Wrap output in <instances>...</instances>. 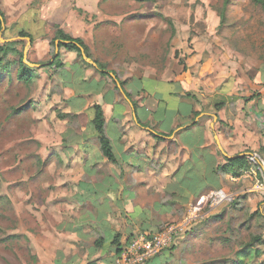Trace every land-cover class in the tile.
<instances>
[{
    "label": "rangeland",
    "instance_id": "rangeland-1",
    "mask_svg": "<svg viewBox=\"0 0 264 264\" xmlns=\"http://www.w3.org/2000/svg\"><path fill=\"white\" fill-rule=\"evenodd\" d=\"M0 9L4 14L0 43L18 42L21 53L9 55L0 69V264H61L73 255L84 260L89 247L99 249L98 238H113L117 231L135 233L133 225L140 229L148 224L152 230L154 224L166 229L183 222L191 204L186 207L173 192L177 196L193 192L199 176L205 180L211 169L209 160L200 158L198 146L200 138L207 142L204 135L215 146L211 130L219 98H211L215 80L237 83L234 87L240 92L253 91L257 84L264 87V80L259 81L264 77V0H0ZM57 28L89 48V55L83 50L81 59L59 50L56 41L55 54L67 64V74L62 75L66 80L60 79L61 72L48 69ZM21 31L32 38L21 37ZM21 59L34 70L30 83L19 80ZM73 64L84 69L88 82L103 80L101 64L121 88L106 100L99 97L111 123L107 133L114 150L118 156L129 150L115 166L103 157L90 125L95 94L85 99L79 117H60L72 112L68 100L83 83L74 81L75 71L69 70ZM106 82L113 90V81ZM174 90L189 98H169ZM126 91L139 93L131 94L135 104L147 99L146 108L155 111L150 124L155 131L161 121L167 127L175 116L179 120L192 105L205 114L198 118L201 137L195 129L180 134L194 143L191 161L186 150L179 154L180 143L149 140L136 132ZM111 99L120 102L113 106L116 111L105 104ZM124 106L130 134L125 133L123 120L115 121ZM136 113L149 125L143 110L136 108ZM123 137L127 138L122 144ZM200 161L207 170L199 175ZM223 162L220 157L213 161L215 167ZM178 166L182 168L175 171ZM151 169L157 182L147 189L142 182L150 179ZM134 180L141 185L135 187ZM248 180V192L245 178L226 187L238 196L248 195L239 212L230 204L222 207L221 218L195 224L174 249L146 264H264V193L254 191L257 174ZM170 181L172 188L163 190ZM124 183L127 188L121 191ZM120 195L125 199L115 201ZM155 202L166 205L165 213L160 207L153 210ZM140 210L150 215L133 221L129 215ZM93 219L99 222L92 224ZM108 246L101 247L105 254Z\"/></svg>",
    "mask_w": 264,
    "mask_h": 264
},
{
    "label": "crops",
    "instance_id": "crops-1",
    "mask_svg": "<svg viewBox=\"0 0 264 264\" xmlns=\"http://www.w3.org/2000/svg\"><path fill=\"white\" fill-rule=\"evenodd\" d=\"M217 80L219 82H217L215 80L214 90H212V91L210 90L213 93L211 95V98H214L217 96L219 97V98L217 97L218 102H216L215 107H213L215 110L214 115H216L215 124H214V122L211 124V130H213L216 134L214 136V145L215 146L213 147V144L212 145L208 144V143H210V138L207 135H204L206 140H207L206 143L203 142L202 138H200L201 142L198 141L195 143V146H196L197 143L200 142V145L198 146L199 147L198 149L200 150V152H202L200 158L205 157L207 160H209L207 163V166L209 165V166H211V168L212 167L215 168V164L213 163V161L215 160V162H216L219 157L224 160L223 164H220V165H225L226 164L225 159H230V160L238 159L239 157H244L247 154L252 153V152L264 153V87H261L262 85L257 84V86L253 87L254 88L253 91H251V89H248V90L246 89V91L240 92L238 89H236V87H234V85H236L237 83L236 84L234 83L233 86L230 85V83H227V84L224 83L225 84L224 85L223 83L220 84L221 80L219 78H217ZM261 80H264L263 76L260 77L259 81H261ZM96 81H100V80H96ZM262 83L260 82V84H262ZM263 85H264V83H263ZM119 88H120V86H119ZM216 88H217V90H216ZM109 90H112V89H107L104 93L96 94V96L98 98L96 99V102L94 103V105L95 104H101L99 97H102V98H104V96L107 97L108 96L107 92ZM120 92H121V88H120ZM255 92H256V95H255ZM74 94L75 93L73 92V94L70 98L75 97ZM129 94L137 95L139 93H136V92L131 93L130 92ZM219 95H221V96H219ZM89 96H92V94L86 95V96H84V98L85 99L89 98ZM186 96L181 95L179 91H175V90L172 91L171 93H169V98H174V99H177V97H186ZM125 98H126V101L130 102L129 106L131 107V110L133 111V115H134V121H133L134 124L133 125L135 127L134 129L136 130V132H141L143 135H145L147 137L146 139H149V140H151V139L153 140L154 137L157 138V136H160L159 134H161V133L162 134H171L170 137H165V139L162 142H165V141L171 142L172 141V142L180 143L181 147H180L179 154H181L184 150H186L187 153L190 155L189 161L192 160L190 158L192 157L193 149L195 147L194 146L190 147V145H189L190 142L185 140V138L184 139L181 138L180 134L182 132H187V131L191 132V131H193V129L198 131V133L200 134L199 131H200L201 125H200V121L198 118L203 117L205 115L204 113H201L202 111L198 110V108H196L194 105H192V106H190V109H188L187 112H185L183 115H180L179 120H178L179 115L175 116L174 119L171 121L173 123L170 126L168 125L167 127L164 124V122L161 121L159 123V125H157V127H156L158 129L155 131L154 127L150 128V126H152V125H150L151 122H154L153 121L154 116L151 115V113H155V111H151L148 108H146L145 100H147V99L141 98L140 99L141 104L138 105L137 103L136 104L134 103V99H132L133 101H131L129 99L130 100L129 101L127 97H125ZM217 98H214V99H217ZM105 100H106V98H105ZM117 103H120V102L119 101L115 102L113 99H111V101L108 104L105 101L106 105L111 106L112 111H114V110L116 111V109L113 106H114V104H117ZM102 108L104 110L105 119L107 122V127L108 126L111 127V123L106 117L105 108L103 106H102ZM125 108H126V106H124V111L121 114H118L116 112L117 117H115V120H117V119H118L117 121L123 120L124 123L122 121V127L125 129V133L130 134L131 133L130 128H129L130 124L128 125L127 128H125V123L128 122V120H124ZM136 108L139 110H143L145 112V114H146L145 119H147V121L150 122V123H148L149 125H146V123H143V122H141L144 124L143 126L139 124V118H138V115L136 113ZM89 111L93 112L91 109H89ZM194 112H197L199 114L195 119L193 118ZM81 113H83V111ZM87 115H89V114H87ZM192 119H194V120H192ZM111 122H112V119H111ZM169 123L170 122H168V124ZM90 125H91V123H90ZM190 132H187V133H190ZM201 135L202 134H200L199 136L201 137ZM176 136H178V137H176ZM126 138L127 137L121 138L120 143L123 144L124 140ZM80 143H82V142H80ZM203 143L207 144V145L202 146ZM191 144L194 145V143H191ZM132 149H133V147L130 150H132ZM128 151L129 150L127 148L124 149L123 152H126V153L120 154L119 156L120 157H122L124 155L127 156ZM115 154H116L118 162H119V156L117 155L116 151H115ZM203 154H205L206 156H203ZM145 155L147 157H150L149 155H152V154L146 153ZM263 156H264V154H263ZM183 162L184 161H181V163H180L181 166H182ZM128 164L130 165V163H128ZM110 165L115 166V165H112L111 163H110ZM130 166H132V165H130ZM181 166L180 167L178 166V168L175 171H178L179 169H181L182 168ZM133 167L135 168V165H133ZM199 167H200L199 175H200V170H201V172H206L207 169H206L205 163H202V161H200ZM150 171H152V169ZM150 174H151V177H150V179H148V181L145 180V182H142V181L138 180V183H137V181L134 180L135 187L138 184H140L139 182H142V184H145L144 186H146L147 189H149L152 185H154V183L157 181L153 180L152 175H155L157 173L152 171ZM230 175H233V174H230V173L225 174L224 175L225 179H223L222 174H214V173L207 172L206 173L207 178L205 180L201 179V175L199 176L200 182H199L198 188L194 189L193 192L186 190L184 195H178V196H177L176 192H173V193L176 194L175 198L178 201L181 199L184 200V198H188L189 200L186 203L185 202L183 203L187 207L196 198L200 197L201 194L206 190H211V191H213V190H229V188H226V187L229 185L233 186V184H231L228 180V177ZM158 176L161 177L160 179H162V174L158 175ZM248 182H250V181L248 179H246V181H245L246 186H244V187H245V190H247V192L250 189L248 187L251 186L248 184ZM94 184L97 185L96 183H94ZM172 184H173V182L170 181V184H169L170 186L166 184L167 186H165L166 188L163 190H165V191L170 190V188H172ZM79 185L80 184H78V186ZM126 185L127 184L124 183V185L121 186L122 187L121 191L126 190V188H127ZM187 191H189V192H187ZM135 195H136V193L133 196V200H134ZM197 195H199V196L197 197ZM122 199H125V197L123 195H120L119 198H117L115 201L118 200V202H121ZM258 201H260V200H258ZM152 207L154 208L153 210L160 207L159 210H161L162 212L164 210H167L166 205L156 203V202L152 205ZM169 209H172V208L169 207ZM140 211H141V213L138 212L137 215H136V211H133L131 216L129 215V217L134 221V219L137 217L142 219L141 217H143L144 215L147 217L150 215L148 210H140ZM163 213H165V212H163ZM218 213H220V211H216L213 214H211L210 217H208L207 222H211V219H218V218H214L216 216L222 215L221 213L220 214H218ZM96 219H93V221H90V222L92 224H96L99 222V220H96ZM134 223H136V222H134ZM133 228H135V231H136L135 233H138L140 231V229H145L147 231H148V229H150L148 224H145V227L143 225V227L140 229H136V226L133 225ZM110 232H116V231H115V229L111 228ZM117 232H121V231H117ZM135 233H131V234H135ZM131 234L126 235L125 233H123V238L125 237V240H126L127 237ZM106 239L109 240L106 242L107 244H109L111 237H109V238L106 237ZM106 246H108V245H104V248ZM103 249L101 248L100 250L99 249L96 250L93 248L91 250V247H89L87 249V252H84V255H83L84 260H83V258H78L77 255L67 256L61 264H87L89 261H93V260H98L99 264H119L118 257L116 255L115 247H112L111 244H109L108 253H106V254L103 251ZM66 255H68V254H66Z\"/></svg>",
    "mask_w": 264,
    "mask_h": 264
},
{
    "label": "trees",
    "instance_id": "trees-1",
    "mask_svg": "<svg viewBox=\"0 0 264 264\" xmlns=\"http://www.w3.org/2000/svg\"><path fill=\"white\" fill-rule=\"evenodd\" d=\"M224 17L222 16V19ZM3 25H4V14L2 12V10L0 9V34L3 32ZM23 31H21L20 35L21 37H26L29 36L30 38H32V36L27 35L25 33H22ZM56 41H60L58 45L59 50H66L69 52H74L77 54V56L79 58L82 59L83 55H82V51L84 50V52L87 54V56L89 55V48L87 47V45L85 44V42L80 39V38H74L71 34L66 33L65 31H63L60 28L56 29L55 32V36L53 38V40H51V46H52V53L53 54V62H51V64H48L49 66V70L52 69L55 71L56 73H60L61 77L58 75L57 77H60V79L62 80H66V78L64 76H62L63 74L66 73L67 70V64H65L62 60H61V55L60 54H55V46H56ZM17 45H19L18 42H13L7 45H3L0 43V69L3 67V62L7 59V57L9 55H20L21 53L18 51ZM22 58V57H21ZM88 65V64H87ZM99 68L98 71L100 73V76L102 77L103 80L100 81H96L93 80L91 82H88L86 80H84V69H82L80 66H78L77 64H73L69 66V70L75 73L72 75V77H74V81L77 83H81L80 81H82V84H79L77 87L76 92H74L75 97L70 98L68 100L69 103H71V107H73V110H71L72 112H69L67 114L64 115H60L61 118H69L71 116H75V117H79V115L81 114V112L84 110L85 107V98L84 96L86 95H93V94H100V93H104L107 90V82L106 79H110L113 81L114 83V88L113 91H120L119 86L116 85L115 81L112 79V77H110V75L106 72V68L101 65L98 64ZM89 66V65H88ZM77 71V72H76ZM69 73V72H68ZM67 74V73H66ZM35 77L34 74V70L31 69L30 67H28L27 65L24 64L23 60H20V68H19V80L22 82H26V83H30L31 81H33ZM68 82H70L71 84V80H69ZM69 84V85H70ZM124 85V84H122ZM84 89H83V88ZM112 90H109L107 92V95L109 94H113ZM126 96L131 100V94L126 92ZM106 98V96H104V99ZM93 113H94V118L91 120V126L94 128V131L97 135L98 138V143L100 146V150L103 154V156L107 159V161L113 165H117L118 163V159L117 156L115 154L113 145H112V141L110 139V137L108 136L107 133V122L105 119V114H104V110L101 106V104H95L92 108ZM199 114L197 112L193 113V118L195 119ZM192 119V120H194ZM118 120V119H117ZM115 120V121H117ZM140 125H144L143 123H141L139 121ZM160 136H157L156 140L158 141H163L165 139V137H170L171 134H159ZM163 138H162V137ZM190 147L193 146L191 143H189ZM264 153H262L263 155ZM226 160V164L225 165H218L217 167H212L210 171H208L209 173H214V174H234V175H239L243 170H247L250 168V165L248 164L247 158L246 156L244 157H239L238 159H225ZM213 169V170H212ZM110 182L113 183V180L110 179ZM238 186H234V187H239ZM112 188H109V190H111ZM200 195V194H199ZM197 195V197L199 196ZM248 198L247 194H244L243 196H238L234 199V201L232 203H230V209L235 210V211H240L242 209V200H245ZM189 199L188 198H184V202L186 203ZM223 216L219 215L216 216L214 218H221ZM153 229H142L140 230L138 233H149V234H153V232H157L160 233L162 231L165 230V227L163 228L161 224H154L153 225ZM150 230V231H149ZM192 232V231H190ZM189 232L186 233V235ZM137 234V233H135ZM134 234H131L127 237V239L125 240V243L128 242V240L133 236ZM185 235V236H186ZM122 238H123V233L122 232H118L116 233L113 238H111V243L115 246L116 249V255L119 258L122 251H123V245H122ZM109 241L108 239H106V237H101L98 238L96 240V246L97 248H101L103 245L106 244V242ZM261 241V240H259ZM126 245V244H125ZM170 249H174V246ZM87 264H99L98 260H93V261H89Z\"/></svg>",
    "mask_w": 264,
    "mask_h": 264
},
{
    "label": "built area",
    "instance_id": "built-area-1",
    "mask_svg": "<svg viewBox=\"0 0 264 264\" xmlns=\"http://www.w3.org/2000/svg\"><path fill=\"white\" fill-rule=\"evenodd\" d=\"M246 158L250 168L243 170L239 175H230L228 180L231 184H236L243 178L248 179L250 175L257 174L258 180L253 188L254 191L263 194L264 156L258 152H252L247 154ZM236 197H238L237 193L229 190H213L206 195H201L191 203L183 222L171 225L157 234H134L118 258L119 264H146L162 251L172 248L192 226L208 219L211 214L232 203Z\"/></svg>",
    "mask_w": 264,
    "mask_h": 264
},
{
    "label": "water",
    "instance_id": "water-1",
    "mask_svg": "<svg viewBox=\"0 0 264 264\" xmlns=\"http://www.w3.org/2000/svg\"><path fill=\"white\" fill-rule=\"evenodd\" d=\"M60 42H58V44H59Z\"/></svg>",
    "mask_w": 264,
    "mask_h": 264
}]
</instances>
